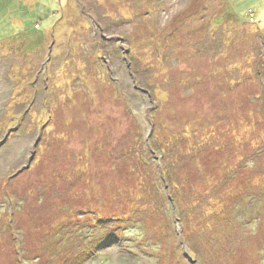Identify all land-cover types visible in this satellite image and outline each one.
<instances>
[{
    "label": "rangeland",
    "instance_id": "obj_1",
    "mask_svg": "<svg viewBox=\"0 0 264 264\" xmlns=\"http://www.w3.org/2000/svg\"><path fill=\"white\" fill-rule=\"evenodd\" d=\"M0 264H264V0H0Z\"/></svg>",
    "mask_w": 264,
    "mask_h": 264
},
{
    "label": "trees",
    "instance_id": "obj_2",
    "mask_svg": "<svg viewBox=\"0 0 264 264\" xmlns=\"http://www.w3.org/2000/svg\"><path fill=\"white\" fill-rule=\"evenodd\" d=\"M261 72H262V70H261ZM261 72H260V73H261ZM169 185H172V183L169 182ZM166 201H167V202L172 201L173 203H175L176 206H177L178 204L180 205V203H181L179 197H178L177 195H175V194H170V195H168V198L166 199ZM124 213H126V212H124ZM118 218H119V217H118Z\"/></svg>",
    "mask_w": 264,
    "mask_h": 264
}]
</instances>
